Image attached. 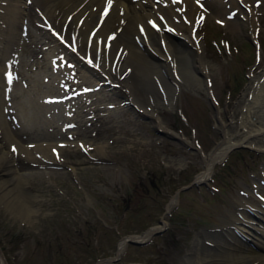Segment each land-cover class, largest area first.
<instances>
[{
	"label": "rangeland",
	"instance_id": "rangeland-1",
	"mask_svg": "<svg viewBox=\"0 0 264 264\" xmlns=\"http://www.w3.org/2000/svg\"><path fill=\"white\" fill-rule=\"evenodd\" d=\"M256 1L234 0L222 13H198L196 24L187 31L176 32L178 27L173 26L172 32L189 45L196 43L193 32L201 37L207 72L200 84L172 67L174 88L154 97L156 115L128 102L119 84H112L103 72L87 70L66 46L61 52L53 34L43 30L35 16L24 19L38 36L27 49H19L12 62L18 81L9 88L27 83L23 88H29L28 109L35 114L37 127L32 129L18 110L13 111L10 126L29 130L18 137L25 143L65 144L63 149L56 147L52 163L26 158L21 151L15 155L17 169L37 171L25 186L36 201H30L32 214L25 218L0 201V252L6 264H92L97 257L113 254L126 234L140 235L149 225H159L160 218L165 225L159 232L146 242H126L120 256L105 264H185L186 247L196 234L223 226L241 199L250 209L264 212V132L240 141L247 130L240 122L243 110L264 72V0ZM252 3L258 5L256 11ZM231 16L244 21L232 28L225 20ZM179 18L184 19L180 12L172 19ZM184 23L190 27L189 21ZM45 52L49 57L60 53L62 62H52ZM40 58L47 59V67L38 65ZM37 72L43 81L40 91L27 76ZM84 84L99 86L73 93ZM225 133L238 144L213 162L206 177L178 190L166 212L176 187L204 169L203 155ZM246 241L241 246L246 253L263 252L254 239Z\"/></svg>",
	"mask_w": 264,
	"mask_h": 264
},
{
	"label": "bare ground",
	"instance_id": "bare-ground-1",
	"mask_svg": "<svg viewBox=\"0 0 264 264\" xmlns=\"http://www.w3.org/2000/svg\"><path fill=\"white\" fill-rule=\"evenodd\" d=\"M202 1L204 8L196 6L197 0H111V4L108 3V0H0V17L3 22L0 26V54L2 56L0 62V138L3 137V140L0 141V201L10 212L22 218L28 217L33 210L30 207V201L36 199L34 195H27L29 193L25 186L28 178H31L32 174L37 171L23 172L14 166L17 159L15 155L18 151L25 154L26 158H33V160L42 158V160L46 159L52 163L56 147L63 149L65 144V141L57 143L51 142V140L25 143L27 141L22 142L18 137H22V133L27 132L28 129L24 131L23 128L17 127L18 125L15 129L10 126L13 111L18 110L19 112L23 111L26 115L25 118H28L27 120L33 124L29 123L31 128L33 127L32 129L37 127L34 121L35 114L28 109L29 88H23L27 83L22 87L15 85L9 88V85L18 79L17 76H14L9 84L6 78L7 73L14 69L12 62L17 57L19 49L21 47L25 49L27 43L34 40L33 37L38 36L32 33L33 30L30 26L24 24V19L28 20L30 15H33L37 19L36 23L40 27H44L43 30L46 26L53 28L59 36L53 33L51 38L60 44L61 52L66 46L71 54L78 57L87 70L108 73L123 88L128 102H132L146 114L156 115L154 97L159 94L168 95L174 88L171 85V81L174 79L172 67L179 68L182 73H187L191 79L200 83L201 75L206 71L207 66V61L203 57L201 37L197 43L189 45L183 36L176 35L171 31L172 27H178L176 32L179 28L190 30L192 25L196 24V14L207 15L211 13V10L222 13L224 6L234 2V0ZM182 4H185L184 10H178L177 8ZM257 6L252 3V10L256 11ZM106 8L107 14L105 15ZM178 12L180 14L187 12L188 16L184 17L185 20L172 19ZM243 13L246 16L248 12L244 10ZM99 18L101 20L97 24ZM151 19L156 20L157 27L150 22ZM248 19L250 20V18ZM225 20L230 23L232 28H236L244 21V19H236L234 16L226 17ZM186 21H189L190 27L185 25ZM24 26H26L25 29H23ZM193 34L195 37L198 36L196 32ZM45 53L52 62H62V59L59 58L60 53L54 52L50 57L47 52ZM46 60L44 58L37 59L38 65L42 68L47 67ZM19 71L23 72L22 69ZM31 74L27 75L28 78L33 80V86L40 91L43 81L38 77V72L34 73L35 78L31 77ZM261 76L259 80L255 81L251 100L243 110L240 122L247 125V130L246 135L240 141L245 140L248 136L252 137L257 133L264 132V72ZM103 77L107 76L103 75ZM56 92L60 91L56 89ZM38 100L41 106L44 102L40 98ZM217 121L221 125L223 124L219 119ZM20 133L21 136H19ZM4 142L7 144L5 145ZM236 142L225 133L214 148L203 155L204 169L195 175V179L206 177L211 171L213 162L217 158H221ZM35 153L39 157H35ZM48 171L54 172L55 169ZM174 201L175 196H172L167 206ZM236 210V213L230 216L232 218L224 221L223 226L196 234L190 245L186 247L185 264H264V212L253 207L250 209L243 199ZM164 222V218H162L159 225L150 226L140 235L132 236L143 238L151 228L158 227ZM251 238L263 248V252L253 254L242 250L241 246ZM125 239L126 236L119 241L118 249L124 247ZM199 246L202 248L201 250ZM173 254L170 253V256ZM0 264H6L1 252ZM96 264H103V262Z\"/></svg>",
	"mask_w": 264,
	"mask_h": 264
},
{
	"label": "water",
	"instance_id": "water-1",
	"mask_svg": "<svg viewBox=\"0 0 264 264\" xmlns=\"http://www.w3.org/2000/svg\"><path fill=\"white\" fill-rule=\"evenodd\" d=\"M194 181H195V178L193 177L188 183L183 184V185H179L174 190L173 195L179 189L184 188V187L190 185ZM166 207L168 208L167 204H166ZM167 210L168 209H166V211ZM159 221H161V219ZM149 227H150V225L146 229H148ZM162 228H163L162 225H160L158 227H155V228H151L150 231H149V233L147 235H145L143 238L142 237H139V236H129V235H125L126 236L125 243L128 242V241H130V242H137V243L146 242L149 239L150 235H152V234H154L156 232H159ZM123 248L124 247H122L121 249H117L116 248V250L114 251V253L111 254V255H105V256L97 257L92 264H96L98 262H103V264L112 262L113 260L117 259L120 256V253L122 252ZM127 264H145V263H143V262H129Z\"/></svg>",
	"mask_w": 264,
	"mask_h": 264
},
{
	"label": "snow or ice",
	"instance_id": "snow-or-ice-1",
	"mask_svg": "<svg viewBox=\"0 0 264 264\" xmlns=\"http://www.w3.org/2000/svg\"><path fill=\"white\" fill-rule=\"evenodd\" d=\"M108 3L111 4V0H108ZM107 14V8L105 9V15ZM13 151H15V148H13Z\"/></svg>",
	"mask_w": 264,
	"mask_h": 264
}]
</instances>
